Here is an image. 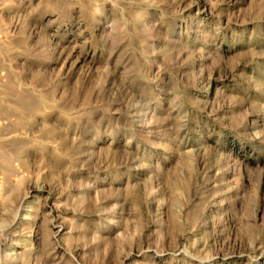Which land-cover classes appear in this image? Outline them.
I'll use <instances>...</instances> for the list:
<instances>
[{
    "label": "rangeland",
    "instance_id": "374dc122",
    "mask_svg": "<svg viewBox=\"0 0 264 264\" xmlns=\"http://www.w3.org/2000/svg\"><path fill=\"white\" fill-rule=\"evenodd\" d=\"M0 264H264V0H0Z\"/></svg>",
    "mask_w": 264,
    "mask_h": 264
}]
</instances>
